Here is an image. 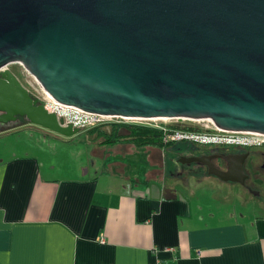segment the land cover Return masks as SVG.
I'll list each match as a JSON object with an SVG mask.
<instances>
[{
	"label": "water",
	"instance_id": "water-1",
	"mask_svg": "<svg viewBox=\"0 0 264 264\" xmlns=\"http://www.w3.org/2000/svg\"><path fill=\"white\" fill-rule=\"evenodd\" d=\"M12 62L87 112L264 133V0H0L1 129L22 116L70 136L79 128L32 96ZM225 158L207 172L244 184L243 157Z\"/></svg>",
	"mask_w": 264,
	"mask_h": 264
},
{
	"label": "crops",
	"instance_id": "crops-1",
	"mask_svg": "<svg viewBox=\"0 0 264 264\" xmlns=\"http://www.w3.org/2000/svg\"><path fill=\"white\" fill-rule=\"evenodd\" d=\"M89 143L90 167L63 175L0 148V264H264V214L204 210L189 182L166 183L163 147Z\"/></svg>",
	"mask_w": 264,
	"mask_h": 264
},
{
	"label": "rangeland",
	"instance_id": "rangeland-1",
	"mask_svg": "<svg viewBox=\"0 0 264 264\" xmlns=\"http://www.w3.org/2000/svg\"><path fill=\"white\" fill-rule=\"evenodd\" d=\"M7 68L17 75L20 82L29 90L32 96H36L49 110H55L49 103L39 82L19 62L9 63ZM140 122H157L159 124L166 122L171 126H180L187 124L188 121L181 118H167L155 120L143 119ZM3 127L5 126L1 128ZM12 127L11 131L0 134V148L2 150H10L11 148L25 147L39 157V161L43 163L42 170L44 172H47L50 166L54 175L69 174L73 169L89 168L90 161L93 158V156H90L89 141L93 137L99 141L102 138L98 131L91 133L86 131L89 127H79V130L70 136L29 122L19 121ZM97 127L99 130L104 129L109 131L110 129V125H100ZM16 138L21 139V141L13 140ZM24 141L28 142L27 145L24 144ZM193 146L199 149H208L211 144L195 145L187 140H178L169 145L157 146L164 148L163 153L168 159L167 172L164 178L166 183H170L171 179H177V181H183L186 184L189 182L192 187L191 197L193 201L196 204L202 205L204 210H211L217 213L219 218L225 219L228 216L227 214H229L233 215L232 219H235L243 214L244 217L242 219H248L255 215L264 214L263 168L256 166V168L250 170L249 187H247L237 181L220 179L208 173L204 167L196 169L195 164L186 165L181 163L177 165L174 161L173 163L170 161L180 151L187 148L194 150L195 147L193 148ZM254 147H259L255 149L264 150V146ZM137 154H133V157ZM137 159H139V156H137ZM132 166V171L136 172L140 167L136 159L132 161ZM193 174L195 176H192ZM185 187L183 186V188ZM255 190L261 193L257 194Z\"/></svg>",
	"mask_w": 264,
	"mask_h": 264
},
{
	"label": "built area",
	"instance_id": "built-area-1",
	"mask_svg": "<svg viewBox=\"0 0 264 264\" xmlns=\"http://www.w3.org/2000/svg\"><path fill=\"white\" fill-rule=\"evenodd\" d=\"M52 101H49L51 106L55 108L52 111L58 116H62L66 123L69 122L78 128L110 125L112 123H140L161 129L163 142L187 140L198 144L239 145L247 147L264 146V133L217 127L210 124L207 117L181 118L188 121L187 124L171 126L166 122L160 124L157 122L143 123L140 122L143 119L137 117L87 112L73 106Z\"/></svg>",
	"mask_w": 264,
	"mask_h": 264
},
{
	"label": "flooded vegetation",
	"instance_id": "flooded-vegetation-1",
	"mask_svg": "<svg viewBox=\"0 0 264 264\" xmlns=\"http://www.w3.org/2000/svg\"><path fill=\"white\" fill-rule=\"evenodd\" d=\"M18 117L20 121H22V116H18ZM2 126H4V123H0V128ZM192 144L197 145L198 143H192ZM193 148L194 150L187 148L183 151H180L175 156H173V161L177 165L181 163L186 165L195 164L196 169H201L203 167L207 169L206 161L208 162L211 161L218 168L225 169L227 167V161L225 160L226 159L225 157L227 155L228 157L232 155H238V157L241 156L243 157V168L246 173L244 185L247 187H249L248 180L250 179V170L256 168V166L264 169V150L255 149L259 147L211 144V146L208 147V149H201V148L199 149L196 146H193ZM235 160L236 159H234L232 163L231 162L232 159H231L229 164L233 166L235 164ZM260 193L261 192L259 191L257 192V194Z\"/></svg>",
	"mask_w": 264,
	"mask_h": 264
},
{
	"label": "trees",
	"instance_id": "trees-1",
	"mask_svg": "<svg viewBox=\"0 0 264 264\" xmlns=\"http://www.w3.org/2000/svg\"><path fill=\"white\" fill-rule=\"evenodd\" d=\"M97 126L89 127L86 131H98L102 136L100 143H110L118 140H131L136 145H156L164 146L173 143V141L163 142L162 131L157 127L140 123H112L109 131L97 129Z\"/></svg>",
	"mask_w": 264,
	"mask_h": 264
},
{
	"label": "bare ground",
	"instance_id": "bare-ground-1",
	"mask_svg": "<svg viewBox=\"0 0 264 264\" xmlns=\"http://www.w3.org/2000/svg\"><path fill=\"white\" fill-rule=\"evenodd\" d=\"M44 91V90H43ZM44 94L47 96L48 98V101H55L52 97H50L45 91H44ZM52 101V102H53ZM56 102V101H55ZM138 118H142V119H152V120H155V119H167V118H171V117H167V116H153V117H138Z\"/></svg>",
	"mask_w": 264,
	"mask_h": 264
}]
</instances>
